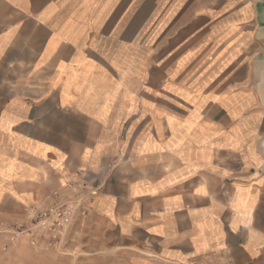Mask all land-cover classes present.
Returning a JSON list of instances; mask_svg holds the SVG:
<instances>
[{"label":"crops","instance_id":"1","mask_svg":"<svg viewBox=\"0 0 264 264\" xmlns=\"http://www.w3.org/2000/svg\"><path fill=\"white\" fill-rule=\"evenodd\" d=\"M134 2L0 0V223L80 183L142 264H264V0H172L147 56Z\"/></svg>","mask_w":264,"mask_h":264},{"label":"rangeland","instance_id":"2","mask_svg":"<svg viewBox=\"0 0 264 264\" xmlns=\"http://www.w3.org/2000/svg\"><path fill=\"white\" fill-rule=\"evenodd\" d=\"M172 0H143L133 3V17L128 24L142 26L144 53L150 55L153 38L162 40L169 35L167 26L181 23V16H170L169 6ZM129 29L123 34L128 40L136 36ZM32 211L31 219L21 224L36 222L41 212ZM19 224L16 223L15 226ZM0 264H142L141 259L125 247H120L112 232L104 233L93 223H89L87 214L77 213L69 226L66 237L57 245L40 240L33 244L30 234L12 239L10 232H0Z\"/></svg>","mask_w":264,"mask_h":264},{"label":"built area","instance_id":"3","mask_svg":"<svg viewBox=\"0 0 264 264\" xmlns=\"http://www.w3.org/2000/svg\"><path fill=\"white\" fill-rule=\"evenodd\" d=\"M69 187L73 190L72 196L65 197L60 202H53L51 207L42 210L37 215L35 223L29 226L21 223L16 226L0 223V232H10L13 240L30 234L33 244H38L42 239L49 241V245L59 244L66 237L77 213L87 214L89 211L84 202L88 196L85 184L78 183ZM58 196L59 193L56 192L54 198Z\"/></svg>","mask_w":264,"mask_h":264},{"label":"water","instance_id":"4","mask_svg":"<svg viewBox=\"0 0 264 264\" xmlns=\"http://www.w3.org/2000/svg\"><path fill=\"white\" fill-rule=\"evenodd\" d=\"M256 87L261 94L264 104V60H257L256 64ZM264 150V139L262 140Z\"/></svg>","mask_w":264,"mask_h":264}]
</instances>
